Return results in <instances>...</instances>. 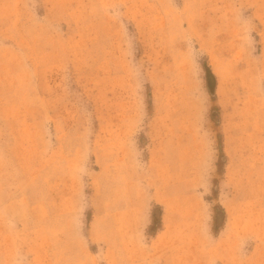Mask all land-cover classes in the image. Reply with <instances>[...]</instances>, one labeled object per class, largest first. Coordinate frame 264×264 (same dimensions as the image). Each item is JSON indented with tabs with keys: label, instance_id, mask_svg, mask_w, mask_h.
Wrapping results in <instances>:
<instances>
[{
	"label": "rangeland",
	"instance_id": "374dc122",
	"mask_svg": "<svg viewBox=\"0 0 264 264\" xmlns=\"http://www.w3.org/2000/svg\"><path fill=\"white\" fill-rule=\"evenodd\" d=\"M0 264H264V0H0Z\"/></svg>",
	"mask_w": 264,
	"mask_h": 264
},
{
	"label": "trees",
	"instance_id": "16d2710c",
	"mask_svg": "<svg viewBox=\"0 0 264 264\" xmlns=\"http://www.w3.org/2000/svg\"><path fill=\"white\" fill-rule=\"evenodd\" d=\"M206 80L208 82V88H209V92L210 94H214V87H215V76L213 75L212 71L208 68L206 69ZM154 221L156 222L155 216H153ZM215 226L217 227V224H215Z\"/></svg>",
	"mask_w": 264,
	"mask_h": 264
}]
</instances>
